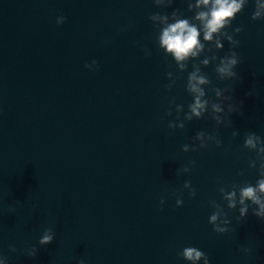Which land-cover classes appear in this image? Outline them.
Masks as SVG:
<instances>
[{
    "label": "water",
    "instance_id": "1",
    "mask_svg": "<svg viewBox=\"0 0 264 264\" xmlns=\"http://www.w3.org/2000/svg\"><path fill=\"white\" fill-rule=\"evenodd\" d=\"M236 2L205 40L211 0H0V211L264 258V0Z\"/></svg>",
    "mask_w": 264,
    "mask_h": 264
},
{
    "label": "clouds",
    "instance_id": "2",
    "mask_svg": "<svg viewBox=\"0 0 264 264\" xmlns=\"http://www.w3.org/2000/svg\"><path fill=\"white\" fill-rule=\"evenodd\" d=\"M211 2L213 6L210 12H202L199 16V19L206 21V31L204 33L205 40H211L212 34L217 32V30L223 26L224 22L240 8V4L237 3L236 0H211ZM199 3L208 5L210 0H199ZM198 36L199 32L196 27L190 26L187 20H181L175 24H170L164 29L161 36V44L169 53H172L175 58L180 61L190 54L196 55L194 49L203 47V45L199 43ZM230 63H235V61H231ZM221 71H227V69H221ZM193 79H195V77H193ZM200 82L203 83L202 80ZM193 90L198 91L195 87ZM202 107L203 105L200 104L197 99L196 105L192 108L193 113L199 115L198 109ZM248 143L251 144L252 141L249 140ZM260 190L264 191V182H261ZM255 191L256 190L253 188H247L243 191L242 196L255 199ZM213 219H215V217H213ZM51 239L50 236L46 235L41 240V243L47 244ZM201 254V252L194 248H188L184 251V256L190 260L199 259Z\"/></svg>",
    "mask_w": 264,
    "mask_h": 264
}]
</instances>
